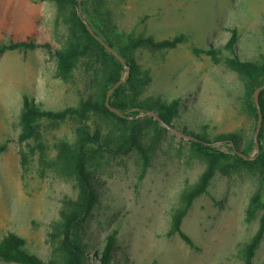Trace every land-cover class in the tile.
Here are the masks:
<instances>
[{"label": "rangeland", "instance_id": "obj_1", "mask_svg": "<svg viewBox=\"0 0 264 264\" xmlns=\"http://www.w3.org/2000/svg\"><path fill=\"white\" fill-rule=\"evenodd\" d=\"M85 8L89 19L97 21L96 31H105L118 46L142 35L156 40L184 35V42L174 49L134 51L148 80L142 99H180L175 128L202 133L206 127L211 137L235 132L242 137L241 149L248 147L259 119L248 108L245 79L226 63L232 52L225 45L237 29L236 53L264 57V0H86ZM57 17L50 1L0 0V42L30 38L63 47L68 28ZM57 66V59L43 47L0 54V144L9 141L0 153V240L15 232L26 239L29 252L44 260L54 251L50 233L61 219L63 200L76 198L78 189L74 179L44 166L42 157L54 159L55 144L61 140L74 142L81 122L43 120L36 135L20 143L23 98L28 94L43 108L63 110L78 106L93 90L92 70L85 60L69 82L59 77ZM88 122L92 130L99 125L106 132L115 128L95 115ZM153 134L152 127L145 129L141 143L151 144ZM218 147L231 151L229 144ZM255 154L257 147L251 152ZM205 168L191 140L171 130L151 153L146 170L137 149L99 160L94 167L99 201L81 231L90 253L85 264L102 263L106 238L114 232L118 241L111 264H244L245 247L260 224L259 217L246 220L250 199L262 184L258 171L242 169L214 177L182 225L194 247L179 234L169 235L182 193ZM254 264H264V240Z\"/></svg>", "mask_w": 264, "mask_h": 264}, {"label": "trees", "instance_id": "obj_2", "mask_svg": "<svg viewBox=\"0 0 264 264\" xmlns=\"http://www.w3.org/2000/svg\"><path fill=\"white\" fill-rule=\"evenodd\" d=\"M57 8V18L62 20L68 28L67 41L63 47L53 48L50 42L38 43L34 39L0 42V54L15 50H34L46 48L57 59L58 75L64 81L74 78L75 70L81 62H86L92 70V92L87 98H82L78 106H70L63 110L43 108L28 94L23 98L21 112L22 132L19 142L25 143L37 133V127L43 120L64 122L69 119H78L81 124L77 129L74 142L61 140L55 144L57 155L54 159L42 157V164L54 170L57 174L72 178L76 181L78 195L76 198L66 197L60 211L61 219L52 224L50 233L54 247L49 260H44L35 253L26 249V239L15 232L7 233L0 240V262L16 264H85L89 257V245L81 239V231L85 222L92 215L99 196L96 191L94 167L99 160L107 155L125 156L137 149L144 159V170L149 166L151 153L155 150L164 135L169 131L160 121L152 116L142 117L155 111L169 125L175 126V120L181 113V100L174 99L170 103L159 101L148 102L142 99L148 80L141 74L139 65L134 56L138 48L146 47L153 51L174 49L184 42L185 36L179 35L173 39L156 40L152 36L142 35L133 37L125 47L118 46L106 35L105 31H96L97 21L89 19L86 11V0H46ZM84 19H88L95 31L106 42L116 48L126 59L131 68L130 76L123 63L109 52L88 30ZM237 29L225 48L232 52V57L226 58L227 65L239 73L247 85V105L249 110L259 119V110L255 102V91L264 86V57L257 60L251 57H242L236 53L239 40ZM216 53L220 50L214 49ZM111 95V105L119 110L120 114L112 111L106 104L108 92L121 80L125 79ZM260 106L263 116V126L258 140L261 143V153L251 155L256 149L255 139H251L247 148L241 149L242 137L235 133H220L211 137L203 130L202 133L184 128L183 131L195 137L191 140L194 154L206 162V168L199 180L182 193L180 205L173 210L170 236L179 234L190 246H195L193 238L182 229L185 217L194 202L207 194L214 177L220 173L230 175L242 169L258 171L262 184L251 197L247 208V222L259 217V228L246 245L244 264H254V258L264 240V90L260 95ZM92 115L109 120L114 126L112 132H106L102 125L92 130L89 119ZM149 127L154 129L151 144L144 146L141 143L143 131ZM118 132V133H117ZM117 133V134H116ZM9 141L0 144V153L8 148ZM219 144H229L230 152L219 148ZM242 154L245 155L243 157ZM256 157V159H252ZM27 157L22 155V164L26 165ZM117 232L106 238V245L101 253V264H111L116 254Z\"/></svg>", "mask_w": 264, "mask_h": 264}, {"label": "water", "instance_id": "obj_3", "mask_svg": "<svg viewBox=\"0 0 264 264\" xmlns=\"http://www.w3.org/2000/svg\"><path fill=\"white\" fill-rule=\"evenodd\" d=\"M81 3L83 2V0H79ZM84 22L85 24L87 25V28L88 30L90 31V33L109 51L111 52L113 55H115L124 65L126 71H127V78L130 76V73H131V68L129 66V64L127 63L126 59L121 55V53L114 47H112L108 42H106V40L101 36L99 35L95 29L93 28V26L90 24V22L87 20V19H84ZM126 78L121 80L120 82H118L113 88L112 90H110L108 92V95H107V99H106V104L107 106L114 112L120 114L119 110L116 109L115 107H113L111 105V95L112 93L118 88L119 85H121L123 82H125ZM264 89V86L263 87H260L258 88L256 91H255V95H254V98H255V102L258 106V110H259V126H258V129L256 131V134H255V142H256V147H257V156L260 155L261 153V143L259 142L258 140V136L262 130V126H263V116H262V111H261V106H260V94L262 92V90ZM152 116L154 117L156 120L160 121L161 124L166 127L168 130H171V131H174L176 132L177 134L185 137V138H188L190 140H194L195 137L192 136V135H189L185 132H183L182 130L180 129H177L175 128L174 126H171L169 124H167L159 115L157 112L155 111H151V112H148L146 114H143L142 117H146V116ZM241 155L243 157H245L244 154L241 153ZM252 159H256V157L252 158Z\"/></svg>", "mask_w": 264, "mask_h": 264}]
</instances>
